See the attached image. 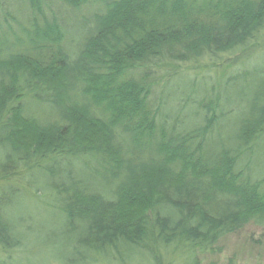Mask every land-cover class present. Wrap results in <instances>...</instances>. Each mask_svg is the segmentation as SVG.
<instances>
[{
	"label": "trees",
	"instance_id": "1",
	"mask_svg": "<svg viewBox=\"0 0 264 264\" xmlns=\"http://www.w3.org/2000/svg\"><path fill=\"white\" fill-rule=\"evenodd\" d=\"M139 3L0 0V264H199L264 228V0Z\"/></svg>",
	"mask_w": 264,
	"mask_h": 264
},
{
	"label": "rangeland",
	"instance_id": "2",
	"mask_svg": "<svg viewBox=\"0 0 264 264\" xmlns=\"http://www.w3.org/2000/svg\"><path fill=\"white\" fill-rule=\"evenodd\" d=\"M132 1V0H125ZM134 1V0H133ZM140 0H137L139 3ZM139 7L141 10H144L146 14H148L149 11H155L154 9L158 8L160 6V0H152V1H140ZM162 7V6H161ZM14 8H4V10L0 9V25L2 23H5V20L8 19L10 24H13L14 20V13L16 10H13ZM13 14V15H10ZM156 14L159 16H163L165 13L161 10H156ZM10 15V16H8ZM81 14L77 13L76 17L78 18ZM10 17V18H7ZM78 22H75L73 26L74 30H76V35L78 40L81 39V37L85 34V31L81 28L80 24H77ZM6 25V24H5ZM70 28V30L73 29ZM11 35V34H10ZM13 35V34H12ZM11 35V36H12ZM18 36L20 38L17 40L18 46L21 45L22 47L25 44H28V34L26 35L24 32L18 33ZM2 40V42H1ZM6 44L5 38L0 37V50L4 47ZM259 51H253L255 56L263 57L264 56V41L262 45L259 47ZM242 57V54L233 55L227 58H222L221 60L217 59L211 62H204L201 64V66L198 67L197 71H193V76H202L204 74H210L213 77H216L218 82H222L227 75V72L231 70L230 68L234 67L237 68L241 65V63L244 60V56L241 58L240 63L237 64L238 60ZM237 64V65H236ZM117 68V67H116ZM186 70V68H182L180 71ZM120 71L114 70L112 74H115L113 78H119ZM111 74V75H112ZM162 80V79H161ZM160 80V81H161ZM166 81H161L162 84H166ZM165 82V83H164ZM35 127H31L28 129V131H34ZM30 132V135H31ZM47 252V249L45 250ZM15 254V253H14ZM12 254L11 259H9L7 262H10L12 260L17 261H23L25 260V257H30L29 254L19 252L17 254L20 255H14ZM7 254L3 253L0 250V262L3 260V258H6ZM20 258V259H19ZM178 257H173L171 262L174 259H177ZM177 259L176 261H178ZM50 264H57V263H50ZM199 264H264V228H261L259 226H256L254 224L247 226L245 229L241 230L237 234L231 235L230 237L225 238L219 246H217V249L214 250V252L206 253L205 255H201L199 257Z\"/></svg>",
	"mask_w": 264,
	"mask_h": 264
}]
</instances>
